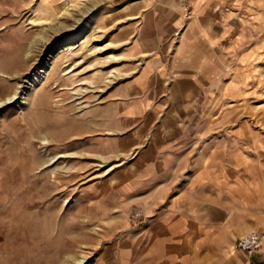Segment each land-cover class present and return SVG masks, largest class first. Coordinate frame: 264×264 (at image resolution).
Returning a JSON list of instances; mask_svg holds the SVG:
<instances>
[{"label": "rangeland", "instance_id": "obj_1", "mask_svg": "<svg viewBox=\"0 0 264 264\" xmlns=\"http://www.w3.org/2000/svg\"><path fill=\"white\" fill-rule=\"evenodd\" d=\"M145 1L0 0V264H159L151 218L126 199L148 142L134 133L149 96L131 88L144 60L130 48ZM173 1L212 37L215 81L188 143L234 140L264 166V0Z\"/></svg>", "mask_w": 264, "mask_h": 264}, {"label": "crops", "instance_id": "obj_2", "mask_svg": "<svg viewBox=\"0 0 264 264\" xmlns=\"http://www.w3.org/2000/svg\"><path fill=\"white\" fill-rule=\"evenodd\" d=\"M135 7L142 14L130 48L144 60V77L131 88L144 86L149 98L137 102L144 104L143 126L134 133L148 142L136 158L139 172L129 180L126 199L151 218L144 231L152 248L162 250L159 264H264L263 163L247 161L234 140L213 150L187 139L196 132L190 125L203 104L201 90L215 81L207 68L213 54L205 48L212 40L206 38L207 20L189 17L181 1L148 0ZM249 227L263 236L260 251L227 256Z\"/></svg>", "mask_w": 264, "mask_h": 264}, {"label": "built area", "instance_id": "obj_3", "mask_svg": "<svg viewBox=\"0 0 264 264\" xmlns=\"http://www.w3.org/2000/svg\"><path fill=\"white\" fill-rule=\"evenodd\" d=\"M263 244V236L256 229H250L236 238L231 246L233 252H242L252 256L259 252Z\"/></svg>", "mask_w": 264, "mask_h": 264}, {"label": "bare ground", "instance_id": "obj_4", "mask_svg": "<svg viewBox=\"0 0 264 264\" xmlns=\"http://www.w3.org/2000/svg\"><path fill=\"white\" fill-rule=\"evenodd\" d=\"M54 69H56V68H54ZM57 75L59 74V73H56ZM21 78V77H20ZM53 78V77H52ZM45 79H46V77H45ZM34 81V80H33ZM45 81V80H44ZM8 101V100H7ZM48 161H47V163H45V164H47V165H51L52 163H54L55 162V160L57 159L56 157H52L51 155H49L48 154ZM44 166V165H43ZM119 166V165H118ZM50 167V166H49Z\"/></svg>", "mask_w": 264, "mask_h": 264}]
</instances>
